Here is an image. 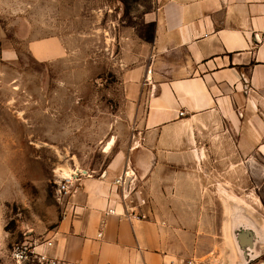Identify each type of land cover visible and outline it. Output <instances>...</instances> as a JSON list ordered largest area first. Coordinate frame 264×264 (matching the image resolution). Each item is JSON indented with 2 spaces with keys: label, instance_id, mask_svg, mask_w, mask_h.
Returning a JSON list of instances; mask_svg holds the SVG:
<instances>
[{
  "label": "crops",
  "instance_id": "0c3cea01",
  "mask_svg": "<svg viewBox=\"0 0 264 264\" xmlns=\"http://www.w3.org/2000/svg\"><path fill=\"white\" fill-rule=\"evenodd\" d=\"M135 4L120 41L134 56L130 137L106 129L109 159L77 168L45 251L69 264H264V0ZM28 50L47 61L67 47L49 35ZM10 236L0 206V264Z\"/></svg>",
  "mask_w": 264,
  "mask_h": 264
},
{
  "label": "rangeland",
  "instance_id": "374dc122",
  "mask_svg": "<svg viewBox=\"0 0 264 264\" xmlns=\"http://www.w3.org/2000/svg\"><path fill=\"white\" fill-rule=\"evenodd\" d=\"M134 13L135 0H0V206L10 248L55 227L64 167L100 171L111 125L119 142L129 139L136 104L123 77L134 56L120 41ZM49 35L67 52L40 61L28 40Z\"/></svg>",
  "mask_w": 264,
  "mask_h": 264
},
{
  "label": "built area",
  "instance_id": "2783aa9c",
  "mask_svg": "<svg viewBox=\"0 0 264 264\" xmlns=\"http://www.w3.org/2000/svg\"><path fill=\"white\" fill-rule=\"evenodd\" d=\"M182 113V112H181ZM183 114V113H182ZM76 170V169H75ZM86 171H81L79 174H85ZM77 170L75 175L71 177H62L60 181L58 192L65 197L70 193L71 185L74 184V180L77 179ZM128 176V171L125 174L120 175L116 179V183L124 185L126 182V178ZM130 210V209H129ZM129 217L141 218L143 215L140 213H136L132 210L129 211ZM109 212L114 213L115 209H109ZM102 235V233H100ZM52 242L48 239L45 240H24L22 242L16 243L10 248V258L16 264H69L66 260L54 257L46 253L45 248L47 245H51ZM165 264H196V261L192 258L189 259H169L165 262Z\"/></svg>",
  "mask_w": 264,
  "mask_h": 264
},
{
  "label": "bare ground",
  "instance_id": "6f19581e",
  "mask_svg": "<svg viewBox=\"0 0 264 264\" xmlns=\"http://www.w3.org/2000/svg\"><path fill=\"white\" fill-rule=\"evenodd\" d=\"M76 170L74 168H70V167H64L62 169V174L63 176H67V177H71L73 175H75Z\"/></svg>",
  "mask_w": 264,
  "mask_h": 264
},
{
  "label": "water",
  "instance_id": "95a60500",
  "mask_svg": "<svg viewBox=\"0 0 264 264\" xmlns=\"http://www.w3.org/2000/svg\"><path fill=\"white\" fill-rule=\"evenodd\" d=\"M129 179H130V175L127 176L125 185L129 183ZM243 242L250 245L252 243L250 236L246 235L245 238L243 239Z\"/></svg>",
  "mask_w": 264,
  "mask_h": 264
}]
</instances>
